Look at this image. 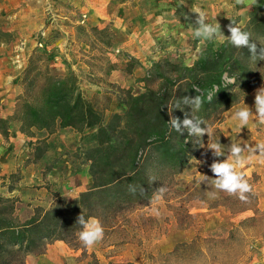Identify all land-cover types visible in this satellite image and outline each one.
<instances>
[{
	"label": "rangeland",
	"instance_id": "obj_1",
	"mask_svg": "<svg viewBox=\"0 0 264 264\" xmlns=\"http://www.w3.org/2000/svg\"><path fill=\"white\" fill-rule=\"evenodd\" d=\"M84 1L82 0L83 3ZM153 1L155 0H110L111 6H98L100 8L96 9L98 12L104 9L103 14L107 15V19L104 21L97 17V22H92L90 16L95 15L92 7L75 6L68 0H52L54 5L44 6L42 10L43 26L38 29L24 24L14 26V35H11L8 43L2 48L7 67L4 73L12 76L8 79L13 88L11 87L12 91L9 89L8 93L12 92L15 95L18 92L19 87L15 84L18 81L20 85L22 72L32 56L33 66L40 68L44 62H48L61 74L73 70L81 79L85 93L93 97L107 114L122 112L123 107L116 104L117 101L114 99L116 93L111 84L119 87L124 85V88L128 86L133 93H140L144 90L145 79L153 78L152 72H143L144 66L149 64L148 57H154L150 58L151 64L161 59L179 61L177 55L180 49L176 38L171 39L169 43L163 38L159 39V47L164 50L161 56L149 52L140 60L131 57L122 49L128 46L130 38L135 33L141 36L147 29H153L156 35L152 37L151 32L150 39L156 38L160 33H170V25L162 26L164 20L171 19L170 17L177 15L175 16L177 20H182L183 17L185 20L189 19V13L185 12L183 6L168 8L151 6ZM206 1L214 5L230 6L228 18L222 21L224 26L241 23L242 16L248 15L240 12L243 5H237L235 0ZM82 2L80 3L83 4ZM118 2L125 4L117 6ZM13 11L14 8L0 12L5 14L0 18L4 22V27L5 22L9 25L17 24L16 21L6 18L7 15L12 16L10 13ZM11 18L15 19L14 16ZM246 21L240 25L243 26ZM104 24L106 25L103 26ZM38 39L42 40L44 47L36 45ZM196 41L197 39L193 38V42ZM168 44L171 52L167 49ZM117 48L118 52L115 51ZM88 51L90 53H87ZM10 52L16 54L12 59L9 58ZM41 57L44 61H40ZM113 59L116 61L112 62ZM53 63H57L59 69ZM108 64L115 65L113 69L116 71L111 72V68L108 72ZM60 66H64L65 69H60ZM150 83L153 87L157 86L158 80ZM261 87H264V80L253 90L243 94L239 103L227 109L221 121H204L201 127L210 128L212 132L200 138L199 144L197 138L191 136L195 149L185 168L167 177L147 201L116 214L98 218L104 227V239L92 248H85L77 240L74 246L69 245L71 251L61 254L64 263L264 264V164L254 162L245 169L246 178L253 188V191L247 194V201H241L224 192H218L217 198L211 199L208 194L216 190L212 185L215 176L210 170V165L214 160L222 161L225 157H214L212 150L207 148L211 143L220 142L225 147L227 155L226 149L231 143L254 145L258 141H264V126L253 120L247 127L239 130L232 119L233 113L245 104L255 111L254 96L256 90ZM68 131L73 139L71 140L69 134L64 140L59 138L56 146L60 144V158L56 153L52 157L55 158V163L62 159L61 166L69 168L68 173L64 171L63 191L71 197L82 191H79V186L84 191L91 183L89 186L81 184L88 175L87 165L74 153L73 147L78 145L79 134L72 129ZM26 145L31 148H45L43 139L36 141L25 139L22 146ZM19 147L21 149V143ZM50 167L51 165H46L45 170L50 171ZM11 174L13 177H10V181H6L5 177L0 175V195L18 198L14 202L15 215L24 220L33 213L36 206L40 205L20 200L18 196L7 192V188L4 187L6 182L15 185L23 177L19 168ZM204 176L208 179H203ZM161 187L166 191L162 199L157 201L154 197ZM39 254H28L25 257V264H36L35 258ZM42 264L49 263L43 261Z\"/></svg>",
	"mask_w": 264,
	"mask_h": 264
},
{
	"label": "trees",
	"instance_id": "obj_2",
	"mask_svg": "<svg viewBox=\"0 0 264 264\" xmlns=\"http://www.w3.org/2000/svg\"><path fill=\"white\" fill-rule=\"evenodd\" d=\"M242 30L251 34L258 50L264 47V0L251 5ZM10 37L0 19V46ZM32 58L22 72L13 115L0 117V133L7 137L12 121L29 137L37 130L71 127L79 134L75 156L87 165L92 183L73 199L57 196L48 208L36 206L24 220L15 215L18 198L0 195V264H25L28 254L42 253L56 240L74 246L80 214L102 218L150 199L159 184L185 168L195 149L187 130L176 132L170 119L183 120L188 113L203 122L221 121L227 109L264 80V61L253 59L247 48L207 40L190 65L154 62L153 78L145 79L140 93L111 84L123 110L107 114L85 93L73 70L61 74L48 62L39 68ZM107 67L108 72L115 68ZM156 80L158 85L151 86ZM185 96L202 98L199 111L184 105ZM44 150L35 148L36 158ZM13 187L10 182L8 189Z\"/></svg>",
	"mask_w": 264,
	"mask_h": 264
},
{
	"label": "crops",
	"instance_id": "obj_3",
	"mask_svg": "<svg viewBox=\"0 0 264 264\" xmlns=\"http://www.w3.org/2000/svg\"><path fill=\"white\" fill-rule=\"evenodd\" d=\"M110 0H85L84 3L82 0H68V2L73 3L75 6H90L92 7L91 10L93 14L90 16V20L92 22H97V17L101 18V20L107 19V15L103 14L105 10L103 9L102 12H98L100 7L102 6H111L109 4ZM206 0H155L151 3V6H165L168 8L169 6H183L185 12L188 14V20L183 19L177 20L178 18L173 16L170 17L171 19L164 20V24L162 26L167 27V25L171 26L170 33L167 34H158L157 37L150 39L149 36L152 33V37L155 36V31L153 29H147V32L142 34L141 36L138 33H135L129 40L128 46L123 47V51L129 54L131 57H135L138 59H142L143 55L149 52H155L153 55L161 56V52H164L162 47H159V39L163 38L168 41L176 38L179 42V49L180 52L177 55L179 57V61L184 64H192L194 59L196 58L200 49L203 48L205 42L207 40L197 39L196 43L193 42V28H194V21L198 15L197 10L202 11L206 14L208 22L212 24H219L220 30L224 36H230L228 31V27L223 25V20L228 18L230 6H221V5H214L209 3ZM82 2L83 4H81ZM52 0H0V12L10 9H15L10 14L15 17V19L11 18L10 15L6 18H10L17 22V24L11 25L8 22H5V29L8 30L11 35L15 30L14 26H18V24H24L28 27H35L39 28L43 26L44 15L42 10H44V6H53ZM125 2H118L117 6H124ZM62 6V4H61ZM100 6V7H98ZM243 13L248 14L251 10V6L248 4H244L243 7L240 9ZM194 13V14H192ZM3 13L0 14V18H3ZM16 15V16H15ZM179 16V15H178ZM181 17V16H179ZM192 17V18H191ZM248 15H243L241 18V23L246 21ZM5 19V18H4ZM105 21V20H104ZM240 22L235 23L234 25L242 26ZM104 24L103 26H105ZM23 28V27H22ZM151 28V27H149ZM17 29V28H16ZM138 34V35H137ZM27 35V34H26ZM163 36V37H162ZM215 43H219L223 41V39H212ZM8 42L3 43L0 46V117L6 118L8 116L13 115L15 107H16V95L22 91V86L19 85L18 81L15 84L16 87H19L18 92L15 95L11 92L8 93L10 89L12 91V86H10V82L8 77L10 75H6L4 71L7 70L6 63L4 60L6 59L5 53L2 48H4L5 44ZM167 45V49L168 46ZM88 48V45H86ZM157 49V50H156ZM69 49H67L68 51ZM156 50V51H154ZM172 50L169 49V52ZM69 52V51H68ZM87 53H90L89 51ZM92 53V52H91ZM16 54L14 52L9 53V58L12 59ZM153 59V56H150ZM148 57L147 63L148 66H144L143 72H149L151 67V59ZM112 62L116 61V59L111 60ZM149 61V62H148ZM174 61V60H172ZM142 63H144L142 61ZM59 69L57 63H53ZM126 65V64H124ZM119 65H117L118 67ZM115 67V65H114ZM60 69H65L64 66H60ZM116 71V69H111V72ZM144 75V74H143ZM12 87V88H11ZM124 87V85H121ZM128 86H126L127 88ZM16 88H14L15 90ZM116 104H119L118 102ZM120 105V104H119ZM121 106V105H120ZM9 126V134L7 137L3 136L0 133V175L4 176L6 181H10L9 175L15 171L17 168L21 169L23 177L19 179V181L14 185L11 191L8 189V184L10 182H6L4 187L7 188V192L12 195H16L19 197L20 200L35 203L40 205L44 208H48L52 202L55 200L57 196H66L67 199H73L76 195H72L71 197L68 196V193L64 190L65 181H63V175L65 174L64 171L69 172V168L62 167V159L55 163V158H53V154L56 153L58 157L60 156V144L56 143L59 138L61 140L65 139L69 134L71 136L69 129L71 127L57 129L56 131L49 133L47 130H37L35 136H27L23 132L19 130V122L12 121ZM73 130V129H72ZM74 134V133H73ZM25 139H33L36 140H44L45 142V150L41 154L39 158L35 156V148H31L30 146L26 145V147L22 146V141ZM71 136V140H72ZM19 143H21V149H19ZM65 143V142H64ZM76 148V145L73 149ZM53 156V157H52ZM31 158L30 161H26V159ZM60 158V157H59ZM62 158V157H61ZM46 165H51L50 171L45 170ZM45 173H43V172ZM66 173V174H67ZM44 174V175H43ZM61 174V175H60ZM70 180L71 176L68 177ZM67 180V181H68ZM76 181V179H75ZM74 182V181H73ZM92 183L89 174L85 177L81 184L84 186H89ZM44 184V185H43ZM80 184V185H81ZM6 185V186H5ZM83 186V187H84ZM78 188V187H77ZM79 191L83 188L79 186ZM71 247L60 240H56L47 244L46 249L43 253L36 255L35 262L36 264H42L43 261H47L49 264H70L69 262L64 263L63 254L65 252H69ZM62 254V255H61ZM67 261V259H66Z\"/></svg>",
	"mask_w": 264,
	"mask_h": 264
},
{
	"label": "clouds",
	"instance_id": "obj_4",
	"mask_svg": "<svg viewBox=\"0 0 264 264\" xmlns=\"http://www.w3.org/2000/svg\"><path fill=\"white\" fill-rule=\"evenodd\" d=\"M237 5L248 4L249 6L257 3V0H235ZM198 15L194 21L193 36L196 39L212 40L214 38L223 39L229 42L236 48H247L253 59L264 61V47L257 49V45L251 42V34L242 30L238 25L233 23L228 26L230 36H224L220 30L219 24L208 22L207 16L202 11L197 10ZM202 98L183 97L184 105H188L194 111H199L202 105ZM254 109L245 106L238 108L232 116L233 121L239 130L247 127L250 122H255L264 126V87L256 90L254 96ZM171 127L181 135L184 130L190 136L197 138V144L205 134L210 135L212 130L207 127H201L204 123L201 119L195 116L189 118L188 113H185L183 120L179 117H172L169 121ZM208 149L212 150L214 157H225L222 161L214 160L210 165V170L215 178L212 179V185L216 191L210 192L209 198H217L218 192H224L229 196L237 197L241 201H247L249 193L253 191L252 185L246 178L245 169L254 162L264 164V141H258L254 145L231 143L225 147L220 142H214L208 145ZM203 179H208L204 176ZM130 190L135 191L134 188ZM166 189L161 187L155 195V200H161ZM80 230L77 233L78 240L85 248H92L104 239V227L101 221L96 217L85 218L83 214L77 217V222Z\"/></svg>",
	"mask_w": 264,
	"mask_h": 264
},
{
	"label": "built area",
	"instance_id": "obj_5",
	"mask_svg": "<svg viewBox=\"0 0 264 264\" xmlns=\"http://www.w3.org/2000/svg\"><path fill=\"white\" fill-rule=\"evenodd\" d=\"M36 45L39 46V47H44V44L42 43V40H41V39H38V40H37ZM115 51L118 52L119 49L117 48ZM55 59L57 60L56 57H55Z\"/></svg>",
	"mask_w": 264,
	"mask_h": 264
}]
</instances>
